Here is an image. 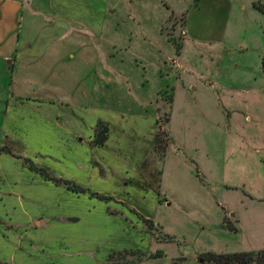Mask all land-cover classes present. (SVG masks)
I'll return each mask as SVG.
<instances>
[{
	"label": "rangeland",
	"instance_id": "374dc122",
	"mask_svg": "<svg viewBox=\"0 0 264 264\" xmlns=\"http://www.w3.org/2000/svg\"><path fill=\"white\" fill-rule=\"evenodd\" d=\"M73 1L74 12L101 13L95 15L101 25L88 32L97 44L81 48L76 42L67 49L76 57L83 50L89 52L88 63L73 67L75 75L60 77L65 81L62 86L68 85L64 93L72 102L75 98L73 109L83 107L84 101L89 111L85 122L92 124L98 117L112 126L113 122L119 125V113H153L167 147L172 145L169 131L180 141L185 152L182 165L174 168L168 162L162 188L165 197L161 189L158 196L142 184L134 155L150 140L155 125L152 118L141 127L129 128L125 136L130 139L122 147L120 164L113 163L119 168H110L116 173H108L106 179L92 146L87 154L91 168L87 178L63 167V153L54 175L68 176L114 200L100 202L25 174L26 189L0 190V199L9 204H0V261L102 264L112 252L138 249L146 257H160L137 264H170L181 258L183 264H197L202 253L264 250V15L250 6L252 0H232L231 11H219L217 16L215 0ZM186 17L193 25L190 34L203 32L207 38L214 36L208 34L216 20L226 22L224 41H185ZM76 28L86 33L87 25L72 22L68 31L78 33ZM58 29L59 36L65 28ZM70 34L66 32L63 38L74 41ZM183 42L180 58L181 49L176 52L175 45L182 48ZM216 73L231 92H222L218 102L210 86L215 79L211 75ZM73 80L82 82L89 94L78 93ZM7 104V92L2 90L0 119ZM75 147L68 153L81 160L85 148H78V143ZM165 155L154 159L156 168ZM3 159L6 156H0V170ZM34 164L49 171L46 159L37 158ZM11 174L7 176L15 177ZM128 176L131 184L118 183ZM163 197L168 203L163 204ZM131 209L153 220L157 229L149 230Z\"/></svg>",
	"mask_w": 264,
	"mask_h": 264
},
{
	"label": "crops",
	"instance_id": "0c3cea01",
	"mask_svg": "<svg viewBox=\"0 0 264 264\" xmlns=\"http://www.w3.org/2000/svg\"><path fill=\"white\" fill-rule=\"evenodd\" d=\"M214 3L218 7V9L215 7L217 16L219 11L220 14L230 12L234 1L215 0ZM254 3L252 0L250 6L252 7ZM195 5L193 4V7ZM68 6L71 9L68 10ZM73 6H76L73 0H0V92L5 90L8 97V104L6 105L4 116L0 119V149L10 147L15 155L30 158L35 163L37 158L48 160L49 172L51 174L53 173V176H56L54 173L57 172L59 156L65 153L66 157L65 161H63V167L74 169L72 171L86 175L85 177L87 178L91 169L87 161V154L89 153V149L92 148L89 142L92 140L96 121L102 119L96 117L92 124L85 122V120H89L87 103L83 101L84 106L74 110L72 106L75 101V96L72 102V97L64 93V88L68 85L62 86L65 81L61 80V78L63 79L67 74L75 75L72 70L76 63L82 61L88 63L89 52L87 50H83L82 54L79 53V57H76L71 52H68L67 49L71 48L76 42H80L78 45L81 48H88V46H95L97 44L96 41H93V35L88 32L89 30H96L92 26L101 25V21L95 18L96 14L100 15L101 13L95 11L93 13L87 12V14H79V11L74 12L72 9ZM196 8L199 9V7ZM104 14L105 12L102 13L103 16ZM74 15L79 18L73 19ZM72 22H84L87 25L86 33L82 32L80 28H76L75 30L78 33H84L82 35L75 31H68V27ZM225 23L216 20L215 26L214 24L211 26L208 34V37H210L212 32L214 36L207 38L203 32L190 34L193 25L191 21L188 24V18L186 17L185 28L187 35L185 41L186 39L192 38L195 40L208 39L215 43H222L224 41ZM63 27L65 30L58 36V28L61 29ZM66 32L71 33V38L75 37L74 41H67L69 38H63ZM43 34L44 37H47L46 39L43 37ZM60 38L62 40H59ZM59 41L62 44H59ZM184 42L179 54L180 58L182 57ZM77 68L79 70V66ZM78 77L80 76L78 75ZM211 77L215 78L210 83V86L216 90L217 97L215 100L218 102V100H221L219 96L222 92H231L220 82L222 78L220 79L217 73L211 75ZM81 83L73 80L74 85H72L71 81V85L77 88L78 93L89 94L87 90L82 88V86H85ZM61 93H64L65 96L59 97ZM10 99L12 100V106ZM155 116L153 113L148 114L147 112L129 115L119 113V115H116V120L119 121V125L113 122L114 126L108 120H102L108 123L109 126L108 139L102 147H93L92 149L94 150L95 157L98 158V164L104 170L105 179L108 173H116L113 170L110 172V168H119L122 147L130 139L125 136V134L129 133V128L141 127L140 125L143 121L146 122L148 121L147 118H152L151 120L155 121V125L150 140L147 139L146 144L142 148L139 147L134 155L136 158L135 168L136 170L140 169L142 184L147 186L140 165L153 149L154 137L157 131ZM139 133H142V131ZM169 135L172 145L167 147L165 158L159 167L162 173L160 189L163 196L165 195L163 193L164 189H162L163 178L168 162L171 161V167L177 168L182 165V157L185 153L181 149L180 141L178 142L174 135H171L170 131ZM75 143H78V148L81 150L85 148V156H82L81 160L76 158L77 155L68 153L69 150L77 148L75 147ZM109 149L111 150L109 151ZM3 155L6 156V160L3 159L2 169L0 170V190L26 189L27 185L25 184L24 177L27 173L36 175L47 184L50 183L43 180L37 174L27 170L20 160L13 158L5 152L0 156ZM117 157L119 158L116 159ZM83 159L86 160L85 163ZM117 161L119 164L114 165L113 163H117ZM189 161L194 162L192 157H189ZM127 163L130 165V162ZM17 171L20 172L18 177ZM61 172H64V170ZM11 173L15 177L10 178L7 176ZM56 177H61L76 183L75 179L68 178V176L58 175ZM82 180H84L83 176ZM118 183L127 186L132 183V178L128 176V178H123ZM52 185L54 187H60L54 184ZM148 188L150 187L148 186ZM150 189L153 190L152 188ZM164 197L163 199L166 202L163 204H166L168 200ZM2 200L0 199V204H6L5 206L9 205ZM156 202H160L159 198H156Z\"/></svg>",
	"mask_w": 264,
	"mask_h": 264
},
{
	"label": "trees",
	"instance_id": "16d2710c",
	"mask_svg": "<svg viewBox=\"0 0 264 264\" xmlns=\"http://www.w3.org/2000/svg\"><path fill=\"white\" fill-rule=\"evenodd\" d=\"M166 7V5H164ZM255 10L264 15V0L258 1L253 4ZM167 8V7H166ZM168 9V8H167ZM177 51L179 52L181 49L180 45H175ZM261 69L264 75V54L261 58ZM169 118V117H168ZM167 118V119H168ZM109 135V126L106 122L102 120H97L93 130V137L90 142L92 147H102L108 139ZM164 131L161 129V125L156 131L154 137L153 144V153L149 155L140 165L143 176L146 180L147 186L154 189L158 196L160 194V182H161V170L156 168L153 164L154 159L162 157L165 155L167 150L166 143L163 142ZM0 151L5 152L12 156L13 158L20 160L22 165L29 170L37 174L43 180L48 181L56 186L63 187L65 190L72 192L74 194L86 195L91 199H95L100 202L108 203L113 201V197L103 195L99 192H95L90 190L89 188H84L77 183L67 180L61 177L53 176L48 170L43 167H38L34 164V162L27 157L15 155L13 150L10 147H3ZM151 151V152H152ZM161 158V157H160ZM130 212L134 213L140 221L148 227V229H153L155 227L154 221L148 218L143 217L139 213H137L134 209H131ZM111 214H115L114 211ZM157 229V228H154ZM173 240V238L168 237ZM124 255L133 256L134 259L131 261H125ZM160 255L155 254L152 256L146 257L145 254L138 249H125L118 252H112L108 255L106 261L102 264H137L144 259H156L159 258ZM124 260V262H123ZM185 259L181 258V260H172L170 264H183ZM0 264H8L6 262L0 261ZM197 264H264V250L261 251H253V252H235V253H226V254H216L212 252L199 254L197 257Z\"/></svg>",
	"mask_w": 264,
	"mask_h": 264
}]
</instances>
